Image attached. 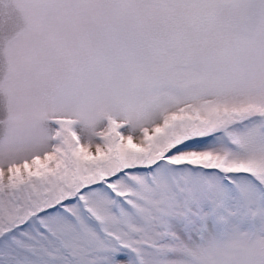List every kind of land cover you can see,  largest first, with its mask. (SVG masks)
<instances>
[{"label":"snow or ice","instance_id":"6c2138e0","mask_svg":"<svg viewBox=\"0 0 264 264\" xmlns=\"http://www.w3.org/2000/svg\"><path fill=\"white\" fill-rule=\"evenodd\" d=\"M0 264H264V0H0Z\"/></svg>","mask_w":264,"mask_h":264}]
</instances>
